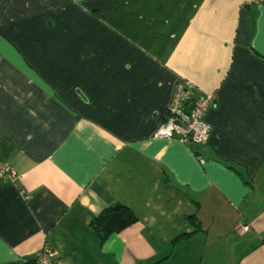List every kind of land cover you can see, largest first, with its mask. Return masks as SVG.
<instances>
[{
    "label": "crops",
    "instance_id": "1",
    "mask_svg": "<svg viewBox=\"0 0 264 264\" xmlns=\"http://www.w3.org/2000/svg\"><path fill=\"white\" fill-rule=\"evenodd\" d=\"M179 79L200 143L154 134ZM0 161V264H264V0H0Z\"/></svg>",
    "mask_w": 264,
    "mask_h": 264
},
{
    "label": "built area",
    "instance_id": "2",
    "mask_svg": "<svg viewBox=\"0 0 264 264\" xmlns=\"http://www.w3.org/2000/svg\"><path fill=\"white\" fill-rule=\"evenodd\" d=\"M176 83L174 93L168 106V115L161 122L160 127L155 129L154 134L160 137H178L185 143H200L209 134V126L203 118V112L212 104L215 93L213 91L202 90L198 92L197 97L189 107L184 108V100H190L192 89L195 85L190 81H181ZM203 160V156L200 155ZM8 174L13 177L16 175V169L9 163L0 162V176ZM26 197L29 195L26 194ZM249 225H238L237 229L244 231ZM57 249L54 245L46 242L39 250L37 258L39 264H56Z\"/></svg>",
    "mask_w": 264,
    "mask_h": 264
},
{
    "label": "trees",
    "instance_id": "3",
    "mask_svg": "<svg viewBox=\"0 0 264 264\" xmlns=\"http://www.w3.org/2000/svg\"><path fill=\"white\" fill-rule=\"evenodd\" d=\"M202 90L203 89L196 91V89L193 88L191 100L196 98L198 92ZM1 163H7V162H1ZM136 219L137 217L134 211L128 205H125L120 202H114L104 207V209L94 217V219L91 221V224L93 228L98 232L100 238L104 240L112 232L123 230L124 228L135 222ZM193 222L195 225V230L200 228L201 224L199 219H196V215H194L193 217ZM186 235H188V233L179 235L177 238L174 239V241ZM27 264H39L37 255L33 257H28Z\"/></svg>",
    "mask_w": 264,
    "mask_h": 264
},
{
    "label": "rangeland",
    "instance_id": "4",
    "mask_svg": "<svg viewBox=\"0 0 264 264\" xmlns=\"http://www.w3.org/2000/svg\"><path fill=\"white\" fill-rule=\"evenodd\" d=\"M181 81H184V80H181ZM191 82V81H190ZM193 83V82H192ZM194 84V83H193ZM194 89H195V87H194ZM193 92V91H192ZM191 97H192V93H191ZM191 97H190V100H187V99H185L184 100V108H187V107H189L194 101H192L191 100ZM169 106V105H168ZM168 106H167V114H166V117H167V115H168V113H169V111H168ZM166 117H165V119H166ZM164 119V120H165ZM163 120V121H164ZM162 121V122H163ZM161 124V123H160ZM160 124L157 126V127H160ZM196 144V143H195ZM247 230V229H246ZM245 231V230H244Z\"/></svg>",
    "mask_w": 264,
    "mask_h": 264
}]
</instances>
